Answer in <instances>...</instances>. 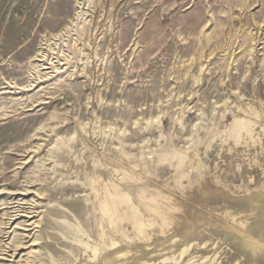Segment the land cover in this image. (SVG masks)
I'll list each match as a JSON object with an SVG mask.
<instances>
[{"label": "rangeland", "instance_id": "1", "mask_svg": "<svg viewBox=\"0 0 264 264\" xmlns=\"http://www.w3.org/2000/svg\"><path fill=\"white\" fill-rule=\"evenodd\" d=\"M0 224V264H264V0H0Z\"/></svg>", "mask_w": 264, "mask_h": 264}, {"label": "bare ground", "instance_id": "2", "mask_svg": "<svg viewBox=\"0 0 264 264\" xmlns=\"http://www.w3.org/2000/svg\"><path fill=\"white\" fill-rule=\"evenodd\" d=\"M80 16H82V13L81 12H79L78 11V13H76L75 14V17H74V19H72V20H70L69 21V23L66 25V26H64V27H62V29H60L57 33H55V34H52V37L51 38H49L50 40L52 39V40H55V39H60V40H64V37L65 36H69V34H70V31H71V29H72V27H74V25H76V23H77V19L80 17ZM49 39L47 38V37H44L43 38V41L40 43L41 45L39 46V48H40V50H39V53H38V56L40 57V59H38V62H41V63H39V68H40V70H43V69H48V68H53L54 70H58L57 69V64L55 65V63L56 62H60V58H59V56H58V54H56V57H57V60L56 61H51V59L48 57V54H49V56H50V53H55V52H53V50L52 49H54V48H50L51 47V43H49L48 41H49ZM53 43V42H52ZM70 46H75V43L74 44H72L71 42H70ZM48 47V48H47ZM63 59L64 60H68V59H70V57H69V55H63ZM54 70H53V72H54ZM49 73V72H48ZM46 75V73L45 74H43L42 76H39V77H43V76H45ZM48 75V74H47ZM36 77V76H35ZM37 79V78H36ZM40 79V78H39ZM41 79H43V78H41ZM32 82H33V79H32ZM34 83V82H33ZM32 83V84H33ZM29 85V84H28ZM27 87V86H26ZM237 122V121H236ZM236 124V123H235ZM238 124V123H237ZM241 127V126H240ZM27 188V187H26ZM28 189V188H27ZM27 189H24L23 190V192H14V193H12V194H16V195H24L25 193H26V191H27ZM21 191H22V189H21ZM29 191V190H28ZM15 198V197H14ZM23 199V197H20V198H18V201H20V200H22ZM17 201V202H18ZM24 202L23 201H20V202H18L17 203V205L16 206H14V207H12V208H14L12 211H10V213L7 211V212H5L4 213V215H6V218H7V221H3L2 222V224L4 225V226H6L7 224H9V221H11L12 220V222H10V223H13L15 220H17V219H20V218H28V219H30V217H33V215H31L32 213H33V211L31 210V208H25L22 204H23ZM25 204V203H24ZM110 206V205H109ZM25 209V210H24ZM27 209H29V210H27ZM108 209H110V208H108ZM107 210V209H106ZM21 213H23V214H21ZM5 218V219H6ZM28 219L27 220H25V219H23L24 221H28ZM18 221V220H17ZM38 223V222H37ZM16 224H17V226L16 227H19L20 225H23V226H29V225H31V224H26V222H25V224H21L20 222H16ZM1 225V224H0ZM7 228H9V227H7ZM15 228V227H14ZM3 229L5 230V228L3 227ZM2 229V230H3ZM16 229V228H15ZM23 230H24V228H22ZM26 230V229H25ZM3 232V231H2ZM1 232V233H2ZM4 233H8V232H4ZM14 234V233H13ZM25 237H27V235H23V237L22 236H19V237H17L16 239L15 238H13V243H6V242H4V243H2V244H0V259H5V257L6 256H8V252L9 251H11V250H21L22 248H24V245L26 244V242H24V241H21V238H25ZM37 239V238H36ZM34 241H36V240H34ZM32 244V243H31ZM33 245V244H32ZM11 247L13 248V249H11ZM26 264H28V263H26Z\"/></svg>", "mask_w": 264, "mask_h": 264}]
</instances>
